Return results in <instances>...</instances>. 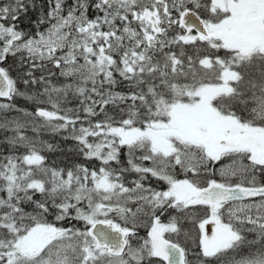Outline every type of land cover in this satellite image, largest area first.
Returning a JSON list of instances; mask_svg holds the SVG:
<instances>
[{
  "label": "snow or ice",
  "instance_id": "1",
  "mask_svg": "<svg viewBox=\"0 0 264 264\" xmlns=\"http://www.w3.org/2000/svg\"><path fill=\"white\" fill-rule=\"evenodd\" d=\"M44 2L0 3V264H264V0Z\"/></svg>",
  "mask_w": 264,
  "mask_h": 264
},
{
  "label": "trees",
  "instance_id": "2",
  "mask_svg": "<svg viewBox=\"0 0 264 264\" xmlns=\"http://www.w3.org/2000/svg\"><path fill=\"white\" fill-rule=\"evenodd\" d=\"M29 3H31V0H28ZM26 14H21V19L25 21ZM20 29L25 30V31H30L34 32L35 28L34 26H19ZM10 59V57H9ZM9 59L7 61V64L5 66H9ZM17 73L15 69L13 68L12 75L15 76ZM39 73H37L38 75ZM21 90H24V86L21 84L19 85ZM118 90H123V89H118ZM6 102V101H5ZM15 105L19 108L27 109L28 111H33L34 110V102L28 101L23 97H16L13 101ZM75 102H73L72 105H68L69 107L74 106ZM9 118L14 117L18 115L16 112H9L7 113ZM29 135H32L31 131L28 133ZM65 133H61L60 135H53L49 132H44L41 136V139L48 140L52 143H59L60 148L64 149L65 151H55V152H47L45 151L44 154L47 157L46 163L53 165V166H61V167H67L69 166L70 163L72 162H79V163H84L89 167H92L94 165H98V161H85L82 157H74L73 154L68 153L66 150L74 145V141L72 140H67L64 141L61 139V135H64ZM0 139H2V134H0ZM23 151V149H21ZM121 159L123 160V151L121 155ZM128 178H132V176H129ZM153 186L156 185V181L153 179ZM187 226V225H186ZM145 233V230L143 231Z\"/></svg>",
  "mask_w": 264,
  "mask_h": 264
},
{
  "label": "flooded vegetation",
  "instance_id": "3",
  "mask_svg": "<svg viewBox=\"0 0 264 264\" xmlns=\"http://www.w3.org/2000/svg\"><path fill=\"white\" fill-rule=\"evenodd\" d=\"M0 3L6 2V0H0ZM91 2L94 3V0H91ZM36 3L38 7L36 9H32L31 7L29 8V11L26 14L25 21L21 19V16L16 23L18 26H34L33 21L37 18L40 12L39 5L43 4L44 5V11H47V4L44 2V0H36ZM66 6L70 5L73 3V0H65ZM94 9L90 8L89 9V16L90 18L94 15Z\"/></svg>",
  "mask_w": 264,
  "mask_h": 264
},
{
  "label": "rangeland",
  "instance_id": "4",
  "mask_svg": "<svg viewBox=\"0 0 264 264\" xmlns=\"http://www.w3.org/2000/svg\"><path fill=\"white\" fill-rule=\"evenodd\" d=\"M1 2V1H0ZM9 65H13V60H12V58L10 57V59H9ZM13 68L15 69V67L13 66ZM125 159V157H124V155H123V160ZM226 162V161H225ZM219 166V165H218ZM129 179H131V178H129ZM151 183H153V180L151 181ZM162 219H164V220H166V217H162ZM143 231H144V229L143 228H141L140 229V235L141 236H143V235H145V233H143Z\"/></svg>",
  "mask_w": 264,
  "mask_h": 264
}]
</instances>
